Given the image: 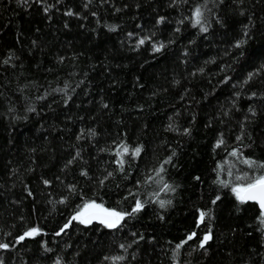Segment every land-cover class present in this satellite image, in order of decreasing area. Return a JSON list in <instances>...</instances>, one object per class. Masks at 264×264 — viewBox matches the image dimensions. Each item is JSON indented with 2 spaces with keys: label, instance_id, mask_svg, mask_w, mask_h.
Here are the masks:
<instances>
[{
  "label": "trees",
  "instance_id": "obj_1",
  "mask_svg": "<svg viewBox=\"0 0 264 264\" xmlns=\"http://www.w3.org/2000/svg\"><path fill=\"white\" fill-rule=\"evenodd\" d=\"M262 165L264 0H0V264H264Z\"/></svg>",
  "mask_w": 264,
  "mask_h": 264
},
{
  "label": "snow or ice",
  "instance_id": "obj_2",
  "mask_svg": "<svg viewBox=\"0 0 264 264\" xmlns=\"http://www.w3.org/2000/svg\"><path fill=\"white\" fill-rule=\"evenodd\" d=\"M68 14L71 15L72 13H68ZM194 16H195V22L199 24L201 16H202V12L199 7L195 9ZM202 30L206 31L207 29L204 28ZM140 43L143 44L144 41L141 40ZM155 50L159 51L160 49L156 48ZM127 151L128 149L125 147L124 152L126 153ZM140 151H141L140 148H136L134 150V155H139ZM233 155H236V153L234 152ZM243 162L248 164L250 167L253 166L252 161L245 160ZM120 163L121 165H123V160H121ZM83 174L86 175V173H83ZM229 174L231 175V173ZM236 179L244 180L246 179V177L237 176ZM45 183L47 184L48 181H45ZM221 183H224V182L221 181ZM224 186H227V184L224 183ZM232 192L236 195V198L238 201H240V203H245L247 201H256L262 210L261 211V217H262L261 223L264 224V175L256 177L255 179L251 180L250 182L246 184H238L237 186L232 188ZM217 199H219V197H217ZM161 206L162 207L164 206L163 202H161ZM142 208H143V204L139 200L136 202V205L132 209L131 213H123V212H118L115 210L106 209L102 205L96 204L95 202H91V203H86L83 209L80 212H78L77 215L74 216L72 219L73 220L79 219L81 223H85V224H90L92 220L95 219V220H99V222L105 225L106 227L115 228L120 223V221L124 219L126 215L131 216L132 214L140 211ZM205 215H206L205 213H201L200 215L201 221H203ZM67 227L68 225H65V228ZM38 232H39L38 229L33 228L29 232H26L24 236H21L20 239L23 240L26 236H32V235L38 234ZM192 235H195V234L193 233ZM210 238H211L210 235H205L203 240L200 243V247L203 248ZM188 239L189 240L192 239V236L190 235ZM7 247H8L7 244H0V248H7ZM179 247H181V245H177V248Z\"/></svg>",
  "mask_w": 264,
  "mask_h": 264
},
{
  "label": "water",
  "instance_id": "obj_3",
  "mask_svg": "<svg viewBox=\"0 0 264 264\" xmlns=\"http://www.w3.org/2000/svg\"><path fill=\"white\" fill-rule=\"evenodd\" d=\"M247 202H250V203H255V204H257L258 205V207H259V209L261 210V208H260V206H259V204L256 202V201H247ZM262 211V210H261ZM92 221H96V222H99V220H92Z\"/></svg>",
  "mask_w": 264,
  "mask_h": 264
}]
</instances>
